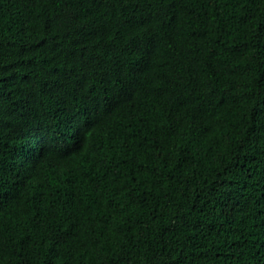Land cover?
<instances>
[{"label": "trees", "instance_id": "trees-1", "mask_svg": "<svg viewBox=\"0 0 264 264\" xmlns=\"http://www.w3.org/2000/svg\"><path fill=\"white\" fill-rule=\"evenodd\" d=\"M0 264H264V0H0Z\"/></svg>", "mask_w": 264, "mask_h": 264}]
</instances>
